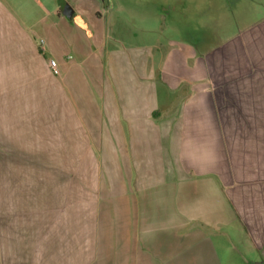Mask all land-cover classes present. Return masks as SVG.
<instances>
[{"label":"crops","instance_id":"obj_1","mask_svg":"<svg viewBox=\"0 0 264 264\" xmlns=\"http://www.w3.org/2000/svg\"><path fill=\"white\" fill-rule=\"evenodd\" d=\"M237 2L224 31L123 51L102 0H0L10 135L46 99L64 136L114 139L130 220L98 264H264V0Z\"/></svg>","mask_w":264,"mask_h":264},{"label":"rangeland","instance_id":"obj_2","mask_svg":"<svg viewBox=\"0 0 264 264\" xmlns=\"http://www.w3.org/2000/svg\"><path fill=\"white\" fill-rule=\"evenodd\" d=\"M221 2L102 0L111 47L123 51L177 42L178 33L170 29L177 30L181 19L196 22L195 29L224 31L229 21L218 16L225 10ZM185 29L183 42H192L190 28ZM198 39L208 40L204 32ZM45 101L41 112L26 114L35 125L41 117V131L28 124L14 135L9 112L17 107H0V264H98L116 224L130 220L122 202L127 187L115 169L114 139L84 136L77 129L74 138L64 136L62 121Z\"/></svg>","mask_w":264,"mask_h":264},{"label":"built area","instance_id":"obj_3","mask_svg":"<svg viewBox=\"0 0 264 264\" xmlns=\"http://www.w3.org/2000/svg\"><path fill=\"white\" fill-rule=\"evenodd\" d=\"M50 67H51L52 73L55 74L56 76H59L61 74L60 73V67H59L57 61L51 60L50 61Z\"/></svg>","mask_w":264,"mask_h":264},{"label":"water","instance_id":"obj_4","mask_svg":"<svg viewBox=\"0 0 264 264\" xmlns=\"http://www.w3.org/2000/svg\"><path fill=\"white\" fill-rule=\"evenodd\" d=\"M66 11H67V13H66L67 17L72 18V10L67 8Z\"/></svg>","mask_w":264,"mask_h":264}]
</instances>
